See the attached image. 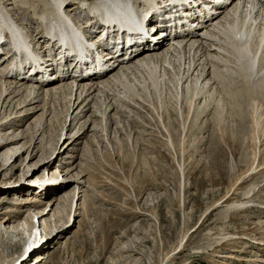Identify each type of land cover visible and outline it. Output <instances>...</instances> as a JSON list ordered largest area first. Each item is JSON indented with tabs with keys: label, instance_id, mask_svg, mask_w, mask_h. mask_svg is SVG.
<instances>
[{
	"label": "rangeland",
	"instance_id": "1",
	"mask_svg": "<svg viewBox=\"0 0 264 264\" xmlns=\"http://www.w3.org/2000/svg\"><path fill=\"white\" fill-rule=\"evenodd\" d=\"M14 1L0 0V9L9 12L30 39L32 35L42 33L40 26L45 28V24L39 20H43L42 12L47 11L45 0ZM84 2L74 0L73 8L89 5ZM82 12L76 8L73 10L80 19L84 17ZM6 81L11 84L7 91H16L6 98L5 91L0 98V143L17 135L20 140L15 148L22 155L15 160L11 153L5 156L6 149L0 153V172L2 166L13 162L0 173V264H16L15 260L22 255L29 238L34 239L38 233L32 229L38 226L39 217L34 216L37 210L34 207L20 209L14 204L20 202L16 199H25L29 194L31 200L37 199V207H46L44 213L50 210L44 216L45 225L38 228L40 234H56L60 230L62 233L52 241L49 237L38 242L18 264H35L34 261L39 260H36L37 255L42 253L45 259L39 264H264V169L256 175L254 171L247 172L254 154L256 161L260 159L261 151L264 154V98L252 100L254 96L250 97L240 87L236 76L224 80L225 86L240 92L234 103H224L219 109L222 120L218 117L215 120L217 112L213 102L206 103L205 108L201 103V109L195 110L194 114L191 112L185 125L180 117V101L177 102L178 114L173 107L175 99L171 81L172 84L164 80V84L154 90L156 94L151 88L143 93V87H140L137 94L150 101L135 106L132 103L135 96L131 101L128 87L116 86L115 93L123 97L128 92L130 100L127 95L122 102L116 99L122 108L119 107L120 111L115 115L114 110L106 114V122L100 118V104L104 103L105 93L113 94L108 91L112 86L101 90L103 95L99 96L102 97L97 98L98 102L93 100L90 103L92 107L83 117L85 105L78 106L75 111L74 107L70 108L67 112L63 103L59 105L54 101L52 104L53 99L48 97L44 110L41 109L43 102L34 104L37 109L30 110L32 113L22 109V105L17 107L29 94L25 90L27 83L14 84L10 78ZM130 81L139 84L140 78ZM33 91L34 95L40 93ZM28 102L30 100L26 104ZM27 112L31 114L26 115ZM93 113L99 116L98 119L95 117L97 120H92ZM258 115L262 119L258 120ZM80 117L83 118L79 120ZM10 119L12 121L3 126ZM89 120L95 121L94 126L89 125ZM158 122H164L168 130H172L169 132L174 139L184 138L185 147H166L163 142L169 137L163 128V132L160 131ZM84 123L87 127L89 125L86 135L72 143ZM229 137L236 140L235 146L230 144ZM26 138L32 139L34 147L28 151ZM62 142L65 143L61 147ZM54 158V167L42 166ZM55 167L57 169L53 171ZM78 171L81 174L75 179ZM33 172L32 179L42 178L40 182L49 180L50 185L57 186H49L40 194L38 189H30L14 196V190H18L14 184L29 180L27 178ZM245 172V178L239 180L236 194H233L236 188L232 189L233 183ZM63 182L66 186L59 188ZM250 188H254L249 194L251 202L245 203L249 198L244 199V194ZM225 195H232L227 201L232 205L219 203ZM239 205L244 209H231ZM51 210L57 212L54 217H51ZM12 216H15L13 225L6 226L5 220ZM16 218L26 221L23 230L13 229Z\"/></svg>",
	"mask_w": 264,
	"mask_h": 264
},
{
	"label": "bare ground",
	"instance_id": "2",
	"mask_svg": "<svg viewBox=\"0 0 264 264\" xmlns=\"http://www.w3.org/2000/svg\"><path fill=\"white\" fill-rule=\"evenodd\" d=\"M10 1L12 2V0H10ZM31 1H35V0H31ZM81 1H83V3H85L84 1L89 2V5L80 3L81 5H79V7H77V6L75 7L76 9H80L81 11H83L82 13L84 14V17H82L80 19L75 15V13H73V10H75V8H73L75 5L74 0H72V1H70V0H51V2H50V0H45V3L47 4V11L42 12V19H43V22L48 20V22H45L44 24H45V28H47V27L49 28V31L47 32L45 30V33H46L45 35H42V33H40V32L37 35H32V39L33 38L34 39L33 40L30 39L29 41L31 42L30 44L32 46L38 45L37 49H35V50H33L30 47L23 46L21 44L20 39L22 41H24L25 37L22 36L20 29L14 30V28L10 22V17H9L10 13L4 9H0V32H2V30L3 31L8 30L13 35V38H14L13 45H12L13 48L19 53V55L21 53L18 60H16V59H14V55L10 54L11 52H10L9 48L6 51H4L1 48L3 46H0L1 52H3L4 54H10L8 57L4 56V54H3V56H0V61L4 60L0 64V68L2 67V69H0V98L4 95L5 91H7V89H9V88H7V86L11 85L10 82H7L6 80H8L9 78H12V76H13V80H16L15 77L18 76V75L9 74V72L7 71V68H8L7 65H10L11 63H13L12 67L9 66L10 67L9 69H11V71H12V69L23 66L25 63H28L30 60L32 61L34 68H35V66H37V67L42 66L43 68H45V70H42L43 73H46V70H52L53 68H56V71L55 72L50 71L51 73L47 74L48 80L53 79L52 82L46 81V82L38 85L36 83H31L29 81V83L25 85V90L29 94L26 97L23 96V97H25V99L23 101H20V103H18L17 107L22 105L21 108L22 109L25 108L26 111H30V110L35 111L37 109V107L36 106L34 107V104H36L37 102H43V106L41 107V109L44 110L45 104H46V99H47L46 97H48V98H50V100L53 99V100H51L52 102L50 101L52 104H54L55 102H58L59 105H61V103H63L64 104L63 106L67 107V112L70 110V108L73 109V107H74L73 111H75L78 108V106H81V105L84 106L85 105L82 109V111H84V113H86L83 116V117H85L87 115V112H89L91 107H92V106L90 107V103H92L93 100L96 101L97 98L100 99L102 97V96H99V94L103 95L101 90L104 88H109L112 86L113 88L108 90V91H112L113 94H115L116 96L113 94H108L109 92H107V93H105V96L103 97L104 103L100 104V118L102 121L106 122V120H107L106 114H109L110 111L114 110L115 112L113 115H115V114L119 113V111H120L119 107L122 108V106H119V103L117 101L121 100L119 102H122L126 98V95H127V99L130 100L128 94L131 93L130 94L131 95V101L133 100L132 97L135 96V101H132L134 106L139 104V103H144L145 101H147L146 103H148L150 100L146 99V97L144 99H142L143 97H140L139 94H137L139 92V88L143 87V88H141V90H142L141 92H143V93H146L145 91L148 92V90L150 88L154 91L161 84H164V82H165L164 80H166L169 83L172 82L173 86H174V95L173 94L172 95H173V99H175V102H174L175 104L173 105V107L174 106L176 107L175 113H177V114H178L177 102L180 101L179 110H180V117L182 119V125L186 124L185 122L188 120L191 112L193 114H194L195 110L197 112V109H199L201 107V103L203 105L202 106L203 108H205L206 103H209V102L214 103V105H213V106H215L214 110H215V112H217L216 115H214V116H216L215 117V120H216L217 117L219 119H221L219 109L221 107L223 108L224 103H228V102L234 103L235 98L238 97V93L240 91L234 92L229 87L225 86L226 84L224 85L225 79L227 80V78L230 79V77H234V76H236L237 79H239L240 87L243 90H245V92L248 93L250 97L254 96L252 98V100H254L257 97L259 99L264 98V35L261 34V33H264V6L263 5L259 6L261 11L257 12V14L255 16H253L252 18L250 17V13H247L246 11H243L242 9H240V11H239L240 18L238 19V21H239V24H238L239 32H236L233 36H229V30H228V31H226V34L223 33L221 36L220 33H222L221 30L224 28L223 25L225 22H227V21H224V23L222 25H219V26H221V28L218 29V35H214V36L212 35L211 36V38L214 40V42H212V43L209 41L197 40V38H191V36H190L191 39L188 40L186 42L187 44L184 45L183 47H181L180 49H174L172 47L166 48L165 42H167V39H166L167 37L161 38L162 40L160 39L161 40L160 42H159V40H156L153 43H151L150 41H148V42L145 41L143 46L142 45H133L132 46L133 50H132V52H130V54L128 56H126L127 61L124 65H119V66L114 67L111 70L102 72L101 73L102 78L98 79L100 81L95 82L96 80H95L94 74H91V75L86 76V77L84 74H81L86 68H83V70H79V71H77L75 69L76 63L73 62L72 58L70 59L69 57H67V58L63 59L64 57H60V54L58 52L56 54V55H58V58L54 59V56H55L54 52L57 49L53 48V42L54 41L52 43H50L49 40L53 39V37L55 36L56 33H60V35H63L62 38H63V42L65 43L64 45L70 47L73 50L77 46L81 49H84V45H83L82 41L80 40V38L76 34H79L82 31V23L84 21H88V24H90V25L88 27L84 28L82 33H81L82 34L81 38L88 40V36H87L86 32L89 28H92L96 22V20L94 18V15H95L94 11L97 12V15L100 17V20L103 21L104 23L110 22L112 25L114 22H116L114 19L115 18L114 15H116V14H118L116 20L121 24V27L126 28V29H132V23L130 22V16L128 14L129 11L127 12V10L129 9V6L127 5V3L121 4V3L116 2V0H81ZM129 1L134 6H140L141 5L143 7L145 5V3H149V2L155 1V0H129ZM157 1H158L159 6L169 7L176 0H157ZM69 2H71V3L69 4ZM246 2H247V4H245ZM249 2H251V0H237L236 3H234L231 6L230 10H228L226 14H228V13L234 14L233 9L236 7V4L243 3L245 5H248ZM29 3H31V2H29ZM11 4H13V3H9L10 6H14ZM41 6H42V4H41ZM88 8H89V10H88ZM239 8H241V7H239ZM29 10H30V8H29ZM24 11H26V9ZM8 13H9V15H8ZM225 15L222 13L220 16H217L213 20L219 21V20L223 19L225 17ZM63 18H68V20H72L70 18H73V19H77L78 21L75 20L76 25H70L68 22H65V20ZM30 19H31V17H30ZM15 22L17 23L16 20H15ZM91 25H92V27H91ZM240 28L243 29L242 33L240 32ZM96 29L100 30V26H98ZM116 30H117L119 36H123V32H121L120 27L119 28L117 27ZM185 37H187V35ZM244 37L246 38V40L242 41V38H244ZM153 39L154 38H151V40H153ZM89 40H90V38H89ZM176 40H185V39L184 38H178ZM40 41H42V42H40ZM47 41L49 42V45H50L47 52L51 51L52 56L46 57V59H43L42 57L45 56L44 55V51H45L44 46L48 45V44H46ZM197 41H199V44L196 47L192 48L191 42H197ZM150 46H152L154 48V50L147 51ZM86 48H88V47L86 46ZM129 48H131V47H129ZM97 59L100 60L101 56H99ZM64 60H67L68 63L73 64V67L68 68V65L65 64L66 61H64ZM9 62H10V64H9ZM88 62H90V60H88ZM2 65H4V67ZM22 68H24V67H22ZM72 69H74L73 72H72ZM97 70H98V72L102 71V69H100V68H98ZM76 72H77V78L74 76ZM8 75H10V76H8ZM37 75H39V73L34 74V76H37ZM82 75H84V76H82ZM168 75H170V76L167 77ZM165 77L170 78V79L167 80ZM136 78H140L139 84H137L135 82ZM19 79L24 80V77L22 76ZM130 80H133L136 84L131 82ZM230 82H233V81L230 80ZM15 83L18 84V81ZM226 83H227V81H226ZM20 84L24 85L25 83L20 81ZM229 85H231V83L230 84L228 83V86ZM116 86L118 88H119V86H123L124 89L127 86L128 92H130V93L127 92V93H125L126 95L125 96L123 95V97H122L121 94H120L121 95L120 96L119 94L115 93ZM29 87H31V88H29ZM233 87H235V86H233ZM26 88H28V89H26ZM14 89H17L16 85H14ZM32 89L36 90V91L38 90V91H40V93L36 92V95H34L35 92L34 91L32 92ZM236 89L239 90L238 88H236ZM170 90L172 91V89H169V92H170ZM15 91L16 90L7 91L5 98L7 96H9V97L11 95L13 96ZM22 91H24V90H22ZM124 92H125V90H124ZM179 92H180V94H179ZM152 93H155V91ZM222 94H224L225 96H223ZM243 94H245V93H243ZM111 95H113L114 97H111ZM221 95L223 96L222 98H221ZM13 98H15V97H13ZM37 98H39L40 101H38ZM116 99H118V100L116 101ZM168 99L171 101L170 98H168ZM27 100H30V102H28V104H26ZM31 100H34V102H31ZM98 100H97V102H98ZM172 101H174V100H172ZM261 102L262 101H260V103ZM23 104H25V105H23ZM261 104H263V103H261ZM128 105H129V103H128ZM144 105H146V104H144ZM148 106H146V108ZM148 108H147V110H148ZM156 108L158 110L157 106H156ZM251 108H252V106H251ZM261 108H263V107H261ZM153 109H155V108H153ZM182 109H184V110L181 112ZM151 110H152V108H151ZM214 110L212 112H214ZM250 111H251V109L248 111V113H250ZM22 112H23V110L19 111L17 114H21ZM215 112H214V114H215ZM31 113L27 112L26 115L31 114ZM124 113H126V112H124ZM149 114H150V112H149ZM155 114L158 115V112ZM198 114H199V111H198ZM204 114H205V112H204ZM204 114H203V116H204ZM26 115H24V116H26ZM173 115L174 114H172V116ZM201 115H202V113H201ZM256 115H257V112H256ZM163 116H164V114H163ZM92 117H94L92 120H94L95 117L97 119L99 118V116H97L95 113H93ZM14 118H16V117H14ZM14 118H12V119H14ZM41 118H42V115L40 116V119ZM82 118L80 117L79 120ZM12 119L7 121V123H3L4 124L3 126L9 124L12 121ZM97 119H95V120H97ZM157 119L158 118H156V119L154 118L153 120L158 121ZM211 119H212V117H211ZM259 119H262V118H260V115H258V120ZM38 120H39V118L37 119V121ZM92 120L91 121L89 120L90 121L89 125L92 124L94 126L95 121H92ZM194 120H196V119H194ZM14 121H16V120H14ZM167 121L169 124V120H167ZM205 121H207V120L205 119ZM176 122L178 123V121H176ZM158 123L160 124V122H158ZM163 123L164 122H162V124ZM202 123H204V121ZM162 124H160L161 127L158 126V127H160V131H162V128H163L167 132L168 137H169V138L167 137L168 138V140L166 139L167 141L163 142L165 144V146L166 147H185L184 138L182 140L180 138H179V140L174 139V137H173L174 135L171 132H169L170 128L168 130L165 123L163 124V126H162ZM166 124H167V122H166ZM217 124H219V122ZM89 125L87 127L86 123H84L82 126L79 127L78 132H77L78 135L74 136V140L72 143H74V141L78 140L81 136L86 135V132L89 128ZM105 125H106V123H105ZM202 125H205V124H202ZM214 125L217 126L216 123ZM257 125L259 126V123H257ZM3 126H1V127H3ZM169 127H170V124H169ZM183 128H184V126H183ZM218 129L221 130L220 127ZM102 130H103V128H102ZM91 131H95V130L92 129ZM170 131H172V130H170ZM217 131H219V130H217ZM255 133H256V131H255ZM261 134H260V137L263 136ZM165 136H167V135H165ZM250 138H252V137H250ZM19 140H20V138L18 139L17 135H12L11 139H7V140L1 142L0 143V153L6 149L4 152L6 157L8 155H10V153H11L15 156V160L18 159L20 157V155H22V153H19L18 149L16 150V148H15L18 146L17 144H18ZM59 140H60V138H59ZM229 140H230V144H234V146L236 145V143H235L236 140L234 138L229 137ZM64 143L65 142L61 143V147L64 145ZM25 144H28V148L26 151H28V149H30L31 147H32V149L34 148L33 144H32V139H27ZM165 146H163V147H165ZM67 147L65 148V150L67 149ZM262 155H264V154H262V151H261L258 155V156H260V159L257 158L258 161H256V154H254L251 168L250 167H249L250 169L246 168L248 170L247 171L248 173L250 170V173H251V171H254V174L255 173L257 174L264 169V159L262 158ZM55 161H56V158L48 160L47 162L43 163L42 166L48 165L50 167L51 166L54 167ZM255 162H257V163H255ZM254 163L256 165L253 168ZM11 164H13V162ZM10 165H6L5 167L2 166L1 167L2 170L0 173H2V171H5L8 167H10ZM38 169L39 168H36V170H38ZM56 169H57V167H55L53 169V171H56ZM247 172L243 173L242 176H240V178H238L237 181L235 183H233L232 189L237 185L239 180H241V179L243 180L245 178ZM78 174H81V172L78 171L76 175L74 174L75 179L78 178V176H79ZM33 175H34V172L32 173L31 176H28L27 179H29V180H25L24 182L23 181H17L14 184L15 187H17V189H18V190H14V196L19 195V194H23L26 191L29 192L30 189H32V190L38 189L39 194H40L42 191H45L46 188H48L49 186H52L48 183L49 180H47L46 182H40L42 178L36 177V178L32 179ZM55 180H57V178ZM30 183L31 184L35 183L36 185L30 186ZM64 184L65 183L63 182L62 186L59 185L58 187L62 188L64 186H66ZM237 186L233 190L234 192L231 190L233 192V194L236 192ZM253 190H254V188H250L244 194V196H245L244 199L249 198V194H251L250 192H252ZM232 195H230V196L225 195L220 200L219 203L225 204V205L226 204L232 205V203H230V204L227 203V201H229L231 199ZM252 196H254V195H252ZM25 197H26L25 199H16V200H20V202L19 203L15 202L14 204L19 205L20 209L25 208V207H28V209L30 207H34V209L37 210V212L34 213V216L39 217V218H37L38 226H36L37 228L35 226H33L32 229H34L36 232H38L37 235L39 234V238L37 237V235L36 236L34 235L35 236L34 239L29 238L28 241H30V243H29V245H27L28 246L27 248H32V247L34 248L36 246V244H38V242H40L41 240H45V239H48L50 237V240L52 241L57 235L62 233V230L58 231L56 234L55 233L54 234L50 233V234H46V235L40 234L38 228L40 225L42 226V224L45 225V219H44L45 217L44 216H46L50 210L48 212L44 213V210L46 209V207H44V208L37 207V204H36L37 199L31 200L32 197L30 194L28 196H25ZM251 198L252 197H250L249 200L246 201L245 203L251 202V200H250ZM31 201H33V202H31ZM240 208H243V206H241V205L232 206L231 209L236 211L237 209H240ZM51 211H52L51 217H54V215L57 212H55V210H51ZM74 213H75V211H74ZM69 217L71 218L70 215H69ZM13 218H15V216H12V218L7 217V219L5 220V225L9 226L10 223L13 225V222H12ZM16 219H15L17 221L16 226H12V225L11 226L13 227V229L15 231L18 230V228H21L23 230L24 226L26 225V221L23 222L24 220L21 221L18 218H16ZM34 230H32V231H34ZM31 234H32V232H30L29 236H31ZM25 255H26L25 252L22 250V255H20L17 258V260H15V261H17L19 263V261L22 258H24ZM43 258L45 259V257L43 256V253H42V255H37L36 260H38V259L39 260L37 262L34 261L35 264H39ZM17 262H16V264H18Z\"/></svg>",
	"mask_w": 264,
	"mask_h": 264
}]
</instances>
